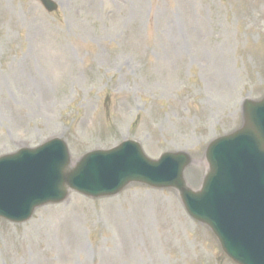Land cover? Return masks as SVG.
<instances>
[{
    "label": "rangeland",
    "instance_id": "rangeland-1",
    "mask_svg": "<svg viewBox=\"0 0 264 264\" xmlns=\"http://www.w3.org/2000/svg\"><path fill=\"white\" fill-rule=\"evenodd\" d=\"M0 0V157L63 139L77 160L126 140L187 152L197 190L209 144L264 98V0ZM233 264L174 190L72 193L21 225L0 219V264Z\"/></svg>",
    "mask_w": 264,
    "mask_h": 264
},
{
    "label": "water",
    "instance_id": "water-1",
    "mask_svg": "<svg viewBox=\"0 0 264 264\" xmlns=\"http://www.w3.org/2000/svg\"><path fill=\"white\" fill-rule=\"evenodd\" d=\"M49 12L58 6L41 0ZM202 187H188L185 152L149 159L140 144L126 141L73 162L65 142L54 139L36 149L0 158V217L29 221L38 208L65 201L70 192L100 199L132 184L176 190L188 214L208 226L235 264H264V99L246 100L243 126L213 141L206 152Z\"/></svg>",
    "mask_w": 264,
    "mask_h": 264
},
{
    "label": "bare ground",
    "instance_id": "bare-ground-1",
    "mask_svg": "<svg viewBox=\"0 0 264 264\" xmlns=\"http://www.w3.org/2000/svg\"><path fill=\"white\" fill-rule=\"evenodd\" d=\"M129 257H130V262L131 264H139V259L141 257H143V251L141 248H138V250L136 251L135 249L133 248H130L129 249Z\"/></svg>",
    "mask_w": 264,
    "mask_h": 264
}]
</instances>
